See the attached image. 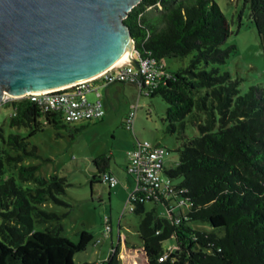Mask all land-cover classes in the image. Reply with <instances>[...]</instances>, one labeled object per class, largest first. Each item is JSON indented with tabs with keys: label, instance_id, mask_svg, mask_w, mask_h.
Instances as JSON below:
<instances>
[{
	"label": "trees",
	"instance_id": "16d2710c",
	"mask_svg": "<svg viewBox=\"0 0 264 264\" xmlns=\"http://www.w3.org/2000/svg\"><path fill=\"white\" fill-rule=\"evenodd\" d=\"M243 1L264 55V0ZM124 21L135 54H151L166 72L146 95L158 93L167 102L164 120L166 130L176 132L178 158L165 172L180 177L173 184L185 188L178 194L187 202L164 200L165 215L134 202L141 244L118 238L107 257L79 264H264V87L250 84L239 93V80L219 70L234 48L220 46L229 21L215 0H139ZM188 53L184 67L170 70L162 63L165 56ZM3 103L11 106L8 124L28 132L5 134L0 126V264H74V253L93 237L90 231L81 229L73 241L60 233L59 221L44 230L33 227L58 217L41 203L59 200L65 178L48 179L36 173L38 164L22 161L37 154L28 136L43 121L55 128L71 122L26 97ZM186 125L196 131L187 134ZM108 160L104 154L93 158L97 173L91 181L110 171ZM190 220L207 221L211 229L194 228ZM172 235L175 246L163 248Z\"/></svg>",
	"mask_w": 264,
	"mask_h": 264
},
{
	"label": "rangeland",
	"instance_id": "374dc122",
	"mask_svg": "<svg viewBox=\"0 0 264 264\" xmlns=\"http://www.w3.org/2000/svg\"><path fill=\"white\" fill-rule=\"evenodd\" d=\"M229 21L230 31L221 47L234 45L225 61L218 63L219 70H227L231 78L239 80V93L246 91L250 84L264 87V55L262 47L249 16L248 3L243 0H215ZM192 53L180 57L165 56L162 63L170 70H176L188 64ZM201 66L209 67L210 65ZM97 85L101 93L104 113L91 120H78L55 128L43 121L42 128L28 136L29 145L36 146V155L23 158L24 164H38L36 173L46 178L52 175L63 176L65 191L56 193L59 200H46L41 206L57 213L58 217L47 221H34V229L44 230L56 222L61 223L60 233L71 240L77 239V232L86 229L92 233V239L86 248L74 253V264L84 260H99L107 257L118 238L140 245L136 227L139 215L126 205L127 195L134 181L125 165L129 152L137 139H147L159 143L168 149L164 158L165 168L175 165L178 154L176 132L166 130L165 108L167 102L160 94L149 96L141 92L135 83L114 81L105 88ZM89 100L95 99L94 90L86 92ZM137 104L133 128L126 127L124 117L130 107ZM11 106L0 102V126L3 132L26 135L28 128L8 124ZM196 131L189 125L185 132ZM99 154L109 157L108 168L116 177V183L109 187L99 180L91 181L97 173L93 158ZM165 176V173H163ZM180 177H173L178 182ZM126 181L130 183L125 188ZM28 184V183H23ZM175 204V201L172 200ZM176 205V204H175ZM155 207L159 215H165L163 204L146 200L144 208ZM186 206L181 205L182 211ZM177 209V207L175 208ZM110 217L111 232L103 234V216ZM1 221V218H0ZM190 226L210 230L207 221L190 220ZM96 239H99L96 241ZM175 246L174 236L162 241L163 248Z\"/></svg>",
	"mask_w": 264,
	"mask_h": 264
},
{
	"label": "water",
	"instance_id": "95a60500",
	"mask_svg": "<svg viewBox=\"0 0 264 264\" xmlns=\"http://www.w3.org/2000/svg\"><path fill=\"white\" fill-rule=\"evenodd\" d=\"M139 0H0L3 93L46 92L135 64L124 17Z\"/></svg>",
	"mask_w": 264,
	"mask_h": 264
},
{
	"label": "built area",
	"instance_id": "2783aa9c",
	"mask_svg": "<svg viewBox=\"0 0 264 264\" xmlns=\"http://www.w3.org/2000/svg\"><path fill=\"white\" fill-rule=\"evenodd\" d=\"M132 55L137 58V64L130 59H126L94 77L52 91L32 92L19 96L3 93L1 102L26 97L34 101L42 111L59 113L65 122H75L81 119L91 120L101 117L104 113V108L100 99V92L97 89V85L92 86L91 82L98 81L101 84H108L114 81L131 82L138 86L139 94L141 92L147 94L148 89L154 87L166 75L162 64L151 54L138 56L133 49ZM89 89L94 90L96 97L93 100H89L86 95ZM136 107L137 104L135 103L125 115L123 122L126 127L133 128ZM167 154V148L159 143L151 142L147 139L136 140L129 152L125 165L126 172L132 176L134 181L126 200V205L129 209L132 210L134 202H145L146 200L164 204V200L168 198H170V201L177 198V204L187 202L186 198L178 194L184 191L185 188L176 189L172 178L165 172L164 158ZM163 173H165V176ZM100 179L101 182L106 183L109 187L113 186L117 181L116 175L111 171L103 172ZM165 209L167 214V207ZM179 218L177 216L175 220L178 221ZM103 224V234L106 236L111 229L108 215L103 216ZM98 240L96 239V241ZM159 259H162V256Z\"/></svg>",
	"mask_w": 264,
	"mask_h": 264
},
{
	"label": "crops",
	"instance_id": "0c3cea01",
	"mask_svg": "<svg viewBox=\"0 0 264 264\" xmlns=\"http://www.w3.org/2000/svg\"><path fill=\"white\" fill-rule=\"evenodd\" d=\"M97 84L98 85H103L105 88H107L110 83H108V84L97 83ZM89 90H91V89H89ZM89 90H87V91H89ZM100 95H101V93H100ZM129 185H130V183L128 181H126V184L124 186H125V188L129 189ZM110 232H111V230H110Z\"/></svg>",
	"mask_w": 264,
	"mask_h": 264
},
{
	"label": "bare ground",
	"instance_id": "6f19581e",
	"mask_svg": "<svg viewBox=\"0 0 264 264\" xmlns=\"http://www.w3.org/2000/svg\"><path fill=\"white\" fill-rule=\"evenodd\" d=\"M124 60H126V59H123V60H121V61H124ZM121 61H119V62H121Z\"/></svg>",
	"mask_w": 264,
	"mask_h": 264
}]
</instances>
